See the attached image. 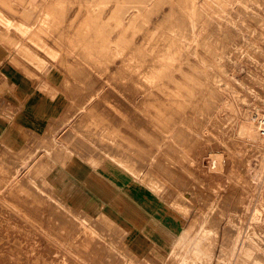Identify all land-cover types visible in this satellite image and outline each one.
I'll return each instance as SVG.
<instances>
[{
  "label": "rangeland",
  "instance_id": "1",
  "mask_svg": "<svg viewBox=\"0 0 264 264\" xmlns=\"http://www.w3.org/2000/svg\"><path fill=\"white\" fill-rule=\"evenodd\" d=\"M31 93L53 136L0 142V264H264V0H0V117Z\"/></svg>",
  "mask_w": 264,
  "mask_h": 264
},
{
  "label": "crops",
  "instance_id": "2",
  "mask_svg": "<svg viewBox=\"0 0 264 264\" xmlns=\"http://www.w3.org/2000/svg\"><path fill=\"white\" fill-rule=\"evenodd\" d=\"M24 75L37 77L36 76L37 74L31 73V72H26V71L24 72ZM49 76H53V73H50ZM33 79H34V87L38 88L40 85V82L38 81L39 77L33 78ZM2 82H4V84H6V85L8 84L7 81H2ZM46 82H48V81H46ZM30 91H33V89H31ZM30 95L32 98L31 100L34 101V99L35 100L38 99V97L35 94L31 93ZM60 101H59V97H58V102L56 105L57 107L54 108L53 111L51 112L52 115L57 114L58 108L61 106ZM2 104L4 105L3 108H5V106H6L5 101H3ZM5 109H7V108H5ZM27 109L32 110V113H27V112L20 113V111L17 110V108H14L10 113L8 112L9 115L7 118H1L0 117V142H2L4 135H9L15 141H19V140H16V138H15V137H17V139H18V136H22L25 138H29V137L32 138V137H34V135L35 136L38 135L40 137L53 136L51 126H49L50 128L47 129V131H48V132L46 131L47 133H43V131L41 132V128H42L40 125L41 120H38L36 118H35V120H33L32 119L33 116L30 115V114H33L35 116L43 115L45 113V106L39 104L38 102H35V103H33V105L27 106ZM30 119H32V120H30ZM8 122H12V126L7 127ZM22 132H24V133H22ZM27 133H29L30 135L29 136L25 135Z\"/></svg>",
  "mask_w": 264,
  "mask_h": 264
},
{
  "label": "bare ground",
  "instance_id": "3",
  "mask_svg": "<svg viewBox=\"0 0 264 264\" xmlns=\"http://www.w3.org/2000/svg\"><path fill=\"white\" fill-rule=\"evenodd\" d=\"M183 4V3H182ZM155 7V6H154ZM208 18V17H207ZM208 22V21H207ZM181 26V25H180ZM176 29V28H175ZM217 43V42H216ZM26 44V43H25ZM179 44V43H178ZM244 52V51H243ZM212 53V52H211ZM40 57V56H39ZM142 62V61H141ZM24 63V62H23ZM230 64V63H229ZM116 66V65H115ZM40 67V66H39ZM117 67V66H116ZM38 68V67H37ZM172 69V68H171ZM135 70H137V68L135 69ZM47 71V70H46ZM163 73V72H162ZM162 73H159V74H157V76H159V78L163 75ZM126 74V73H125ZM110 75V74H109ZM134 76V75H133ZM149 76V75H148ZM110 77V76H109ZM128 77H129V75H128ZM146 77V76H145ZM165 77V76H164ZM179 77V76H178ZM249 77V76H248ZM247 77V78H248ZM131 78V77H130ZM132 79V78H131ZM134 79V78H133ZM150 79H152V80H155V79H158L157 77H156V75H150L149 76V80ZM146 80H148L147 78H146ZM149 80H148V83L147 84H150L151 82H149ZM152 80H150V81H152ZM134 81V80H133ZM137 81V80H136ZM140 81V80H139ZM155 81H157V83H158V81L159 80H155ZM155 81H153V83L155 82ZM147 82V81H146ZM129 82H127V84H128ZM130 83H131V81H130ZM132 83H134V82H132ZM159 83H161V82H159ZM126 84V85H127ZM134 84H136V83H134ZM134 84H133V86L132 85H130L131 87H134ZM156 84V83H155ZM168 84V83H167ZM123 85H124V83H123ZM129 85V84H128ZM138 85V84H137ZM152 85H154V84H152ZM158 85V84H157ZM172 86V85H171ZM170 87V86H169ZM117 88V87H116ZM129 87H127L126 86V89H128ZM135 88V87H134ZM172 88V87H171ZM123 89H125V88H123ZM132 89V88H131ZM139 89V88H138ZM150 89V88H149ZM118 90V89H117ZM129 90V89H128ZM137 90V89H136ZM151 90V89H150ZM135 90H133L132 92H134ZM120 92V91H119ZM125 92V91H124ZM129 91H127L126 90V92H125V94H127ZM131 92V93H132ZM145 91H143V93H144ZM202 92V91H201ZM123 93V92H122ZM130 92H129V94H130V96L132 95ZM136 93V92H135ZM137 93H139V92H137ZM140 94V93H139ZM145 94V93H144ZM155 94V93H154ZM146 95V94H145ZM130 96H128V99H129V97ZM133 96V95H132ZM136 96V95H135ZM160 96V95H159ZM126 97H127V95H126ZM145 97V96H144ZM131 98V100L134 98V96L133 97H130ZM99 100V99H98ZM130 100V101H131ZM199 100V99H198ZM126 101V100H125ZM133 101H134V99H133ZM133 101H131L132 103H131V105L133 104ZM146 101V100H145ZM95 102V101H94ZM129 102V101H128ZM136 103V102H135ZM138 103V102H137ZM142 104V103H141ZM135 106H137V105H135ZM227 106V105H226ZM96 107H97V105H96ZM224 107V106H223ZM228 107V106H227ZM89 110V109H88ZM113 114V113H112ZM74 115V114H73ZM86 115V114H85ZM111 115V114H110ZM85 119V118H84ZM113 120V119H112ZM254 122H255V124H256V129H257V133H258V135H259V138H260V141H262L263 143H264V116H261V117H257L255 120H254ZM99 123V122H98ZM125 125V124H124ZM141 125V124H140ZM136 126V125H135ZM201 127V126H200ZM199 128V127H198ZM134 132V131H133ZM242 132H243V135H245V136H247V138L248 139H250L249 137H252L253 138V135H255L254 134V128H253V126L251 125V124H245L244 125V127H243V129H242ZM5 134V133H4ZM8 135H4V138L3 139H5L6 137H7ZM35 136V135H34ZM38 136V135H37ZM159 136V135H158ZM157 136V137H158ZM184 137V136H183ZM40 138V137H39ZM49 138V137H48ZM251 138V139H252ZM34 139V138H33ZM246 139V138H245ZM256 139V138H255ZM35 141V140H34ZM92 141V140H91ZM51 142V141H50ZM78 142V141H77ZM41 143H43V142H41ZM16 144V143H15ZM53 144V143H52ZM169 145V144H168ZM89 146V145H88ZM59 147V146H58ZM48 148V147H47ZM82 148V147H81ZM46 150V149H45ZM55 151V150H54ZM20 153V152H19ZM62 153V152H61ZM65 153V152H64ZM57 154H58V152H57ZM68 154H70V153H68ZM52 155V154H51ZM63 155V154H62ZM55 156H58V155H55ZM64 156H65V154H64ZM68 156V155H67ZM69 156H72V155H69ZM10 158V157H9ZM51 158H53V157H51ZM61 158V157H60ZM66 158V157H65ZM70 159H71V157H69ZM56 159V158H55ZM58 159V158H57ZM64 158H62V160H63ZM72 159H74L73 157H72ZM60 160V159H59ZM74 160H76V159H74ZM61 161V160H60ZM64 162H65V160H63ZM43 162V161H42ZM41 162V164L42 165H37L36 167H35V169H34V173H39V172H43L44 171V174H45V170H44V167H43V164H44V162L42 163ZM47 162V161H46ZM63 162V163H64ZM74 162H76V164L78 163L77 161H74ZM58 163V162H57ZM61 163H62V161H61ZM50 163H46V165H49ZM65 164V163H64ZM79 164V163H78ZM63 165V164H62ZM62 165H61V167H62ZM34 166V165H33ZM45 166V165H44ZM54 166V165H53ZM68 166V165H67ZM50 167H51V165H50ZM63 167H64V165H63ZM52 168V167H51ZM65 168H67L66 166H65ZM31 171H33V169L31 168ZM50 171V170H49ZM56 171V170H55ZM47 172H48V170H47ZM47 172H46V174H47ZM33 173V174H34ZM49 173V172H48ZM57 173H60V172H57ZM79 173H80V171H79ZM89 173V172H88ZM32 174V175H33ZM62 174V173H61ZM86 174V173H85ZM37 175V174H36ZM40 175V174H39ZM57 175H59V174H57ZM63 175V174H62ZM61 175V176H62ZM90 176V175H89ZM32 178V177H31ZM34 178V177H33ZM44 178H45V176H44ZM47 178V177H46ZM53 178V177H52ZM56 179V178H55ZM59 179H60V177H59ZM58 179V180H59ZM43 180V179H42ZM45 180V179H44ZM52 181H54L53 179H51ZM50 180V181H51ZM57 180V181H58ZM62 180V179H61ZM66 181H68V180H66ZM59 182H61V181H59ZM49 183V182H48ZM257 184H259V182L257 183ZM44 185V184H43ZM46 185V184H45ZM88 185H90L91 187H93V188H95V189H105L104 188V185H103V181H101L97 176H94V175H92L90 178H89V180H88ZM74 186V185H73ZM18 187V186H17ZM65 187V186H64ZM64 187H62V188H64ZM54 188V187H53ZM28 189V188H27ZM35 189V188H34ZM57 189V188H56ZM15 190V189H14ZM36 190V189H35ZM54 191V190H53ZM65 192V191H64ZM64 192H63V194H64ZM34 193V192H33ZM32 194V193H31ZM78 194V193H77ZM79 196V195H78ZM76 197V196H75ZM46 198V197H45ZM71 198V197H70ZM72 200L71 201H73L74 199L73 198H71ZM70 200V199H69ZM85 202V201H84ZM38 216H39V214H38ZM60 216V215H59ZM72 221V220H71ZM43 223V222H42ZM52 226V225H51ZM67 227V226H66ZM77 232V231H76ZM256 259V258H255ZM137 264V263H136Z\"/></svg>",
  "mask_w": 264,
  "mask_h": 264
}]
</instances>
